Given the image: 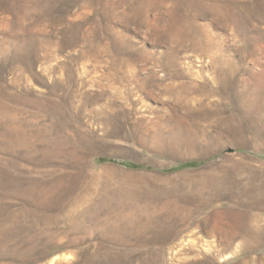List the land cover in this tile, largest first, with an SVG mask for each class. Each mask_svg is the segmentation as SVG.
<instances>
[{
	"label": "rangeland",
	"instance_id": "374dc122",
	"mask_svg": "<svg viewBox=\"0 0 264 264\" xmlns=\"http://www.w3.org/2000/svg\"><path fill=\"white\" fill-rule=\"evenodd\" d=\"M0 264H264V0H0Z\"/></svg>",
	"mask_w": 264,
	"mask_h": 264
}]
</instances>
